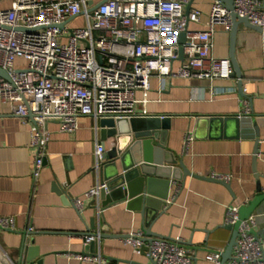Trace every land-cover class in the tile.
<instances>
[{"label":"crops","instance_id":"crops-1","mask_svg":"<svg viewBox=\"0 0 264 264\" xmlns=\"http://www.w3.org/2000/svg\"><path fill=\"white\" fill-rule=\"evenodd\" d=\"M214 1H191L190 9L201 10L202 15L199 22L189 23L190 29H205ZM16 2L0 0V9L12 8ZM68 23L70 27L82 26L85 18L81 14ZM212 54L217 58L234 56L240 75L231 74L227 79L211 82L189 78L162 81L156 75L150 79L147 116L166 120L160 123L166 141L163 157L175 153L178 163L169 166L177 171L176 177L171 172L168 176L148 177H151L146 183L149 202H139L143 210L145 205L144 213L122 201L108 205L98 217L90 199L84 197L100 179L94 170L95 149L97 140L104 143L99 121L89 115L78 118L74 133L61 131L57 119L48 122L49 154L35 185L31 176L35 152L29 145L32 123L23 122L8 102L0 100V217H13L15 221L14 229L0 228V264H11L3 252L15 264H34L40 259L41 264H99L75 256L98 252L105 258L102 264H151L149 257L134 253L132 245L123 238L135 231L146 234L147 227L158 234L154 237L183 238L195 264H215L205 258L206 254L211 250L224 252L233 234L225 222L227 208L234 205L241 208L259 191L264 192V125L256 137L249 127L245 128L246 135L239 136L234 121L219 120L227 116L253 120L264 116L263 34L240 23L233 44L231 30L220 27L214 33ZM26 63L25 59L17 58L15 64ZM143 97L144 92L137 90L136 98L140 101ZM245 98L249 113H245ZM138 111H142L141 104ZM188 135L192 139L187 142ZM150 138L160 142L159 135ZM113 143L114 138H108L106 150ZM257 144L259 151L255 153ZM145 148L150 158L159 155L160 148L155 142ZM179 159L192 174L184 175ZM163 167L168 168L166 164ZM213 172L230 179L226 184L214 180L210 177ZM63 182L69 183L65 190L71 199L84 200L82 211L57 192L56 184L61 187ZM130 184L134 193L143 190L139 179ZM163 199L167 205L159 209L157 205ZM251 215L257 219L255 231L262 235L264 199ZM29 227H33L31 232H27ZM97 230L104 234L101 242L85 244V235Z\"/></svg>","mask_w":264,"mask_h":264},{"label":"built area","instance_id":"built-area-1","mask_svg":"<svg viewBox=\"0 0 264 264\" xmlns=\"http://www.w3.org/2000/svg\"><path fill=\"white\" fill-rule=\"evenodd\" d=\"M192 0H105L90 11L88 0H17L16 5L0 9V100L8 102L23 122H31L30 147L35 155L31 176L36 185L49 154L51 133L48 122L57 119L63 132L74 133L78 118L89 115L102 118L147 116L146 103L153 75L166 78L227 79L233 72L231 59L212 54L214 33L220 27L230 32V11L215 0L203 30L189 28L199 22L202 12L187 10ZM234 11L248 17L264 37V0H234ZM83 15L82 26L70 27L68 21ZM182 34L185 41H180ZM182 49L183 57L180 56ZM17 58L26 65L17 66ZM142 90L139 101L136 91ZM142 111H138V105ZM245 113L249 102L243 99ZM192 139L188 135L187 142ZM106 148L96 141L94 170L100 176ZM210 177L228 182L230 176L211 173ZM85 198L103 214L101 191L108 183L99 177ZM63 190L69 183L61 184ZM82 211L84 200L71 199ZM226 224L240 219V205L229 206ZM257 219H243L232 257L222 262L223 250H211L206 259L215 264H264V233H255ZM0 228L14 229L13 217H0ZM29 227L27 232H31ZM143 231L126 234L125 242L134 253L145 254L156 264H195V257L181 237H153L145 241ZM102 232L85 235V244L101 242ZM147 248V250H145ZM3 256L15 264L6 252ZM76 258L102 264L104 256L77 253Z\"/></svg>","mask_w":264,"mask_h":264},{"label":"water","instance_id":"water-1","mask_svg":"<svg viewBox=\"0 0 264 264\" xmlns=\"http://www.w3.org/2000/svg\"><path fill=\"white\" fill-rule=\"evenodd\" d=\"M105 0H101L97 3L94 0H88V4L91 5L90 11L96 9L101 2ZM224 4V6L230 11L231 18H232V42L234 44L238 26L240 23H244L247 27H252L259 29L258 27L253 26L248 17H240L234 11V0H219ZM191 3L187 6V10L190 9ZM180 41L183 43L185 41V35L182 34ZM180 56L183 57L182 49L180 50ZM232 65L235 67V71L232 72L233 75H240V70L236 64V60L234 56L231 58ZM0 74L7 77V73L0 69ZM241 88L243 86V81L240 80ZM162 118L152 117V116H141V117H133V118H122V119H114V118H102L99 120V125L101 128V138L105 142L108 138H114V143L111 148L103 153L104 162L100 167V177L102 180H106L108 183L109 191L106 192L105 190L101 191L100 195V205L101 208L104 210L108 205H112L114 203H119L122 201H127V205L131 208L139 209L141 212H145V205L143 210V205L140 206V201L148 204L149 196L147 193V180L149 176H153L154 174H162V175H171L176 177L177 171L174 169H170V165L178 163L176 159L175 153H171V156L167 158L163 157V150L166 146L165 141V132H160V123ZM165 119V118H163ZM219 120L221 121H234L235 126L237 127L238 135H246L244 133L245 128L249 127L252 136L259 134L260 126L264 125V116H258L255 120L251 118H247L246 116H227L225 118L220 117ZM240 131H242L240 133ZM153 134L159 135L160 142L157 143L156 140L155 145H157L159 149V155H156L155 158H150L146 152V146L153 144V139L150 137ZM258 139V138H256ZM259 140V139H258ZM260 141V140H259ZM258 141V143H259ZM258 144L255 148V153H258ZM167 165L168 168H164L163 165ZM179 167L183 169L184 175L187 176L192 174V172L185 166L182 159H179ZM178 168V167H177ZM171 170V171H170ZM170 175V176H171ZM194 176L208 178L207 176H201L193 174ZM139 179L140 183H142V188L139 193H134L133 189L130 187V183L132 180ZM209 179V178H208ZM215 180V179H214ZM220 182L225 183V181L219 180ZM226 184V183H225ZM228 188L230 186L227 184ZM57 192L63 196V199L68 203H71V196L66 190H63L62 187H59L56 184ZM165 198V197H164ZM264 199V192L259 191L253 200L247 205H243L240 208V219L234 224H226V226L230 229H233V234L230 239L229 244L227 245L226 249L222 253L223 262L227 261L232 257L234 245L236 244V239L239 235V226L243 219L248 218L252 212L256 209L258 204ZM160 204L157 205L159 209L161 207H165L166 201L160 200ZM92 207L96 209L94 204H91ZM159 216L157 212V217ZM146 229V236L145 241L150 242L152 238L156 234L152 231L151 227H147ZM255 233H257L255 231ZM104 234H102V237ZM94 243L92 242L91 245ZM147 250V248H145ZM32 259V258H29ZM151 260V259H150ZM42 259L34 264H41ZM23 264V263H21ZM151 264H156L153 260Z\"/></svg>","mask_w":264,"mask_h":264}]
</instances>
